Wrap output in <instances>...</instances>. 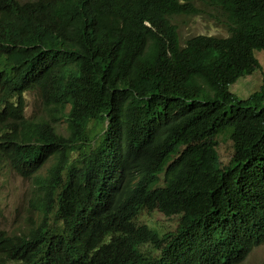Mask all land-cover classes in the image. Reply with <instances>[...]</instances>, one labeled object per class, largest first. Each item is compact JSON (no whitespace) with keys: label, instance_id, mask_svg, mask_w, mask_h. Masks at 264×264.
<instances>
[{"label":"trees","instance_id":"16d2710c","mask_svg":"<svg viewBox=\"0 0 264 264\" xmlns=\"http://www.w3.org/2000/svg\"><path fill=\"white\" fill-rule=\"evenodd\" d=\"M198 2L228 34L181 44L172 18ZM254 51L264 0H0V164L37 215L0 231V264L243 262L264 243V78L228 87ZM30 92L46 119L25 117ZM154 211L174 229L140 222Z\"/></svg>","mask_w":264,"mask_h":264},{"label":"rangeland","instance_id":"374dc122","mask_svg":"<svg viewBox=\"0 0 264 264\" xmlns=\"http://www.w3.org/2000/svg\"><path fill=\"white\" fill-rule=\"evenodd\" d=\"M28 2L33 0H18ZM198 10L196 15H178L172 18V23L177 28L178 38L182 44L188 38L195 35H208L214 37H226L225 19L218 9L195 3ZM260 68L252 74L239 78L229 85L228 89L238 99H244L260 86L264 78V52L254 51ZM26 118H47V113L42 107L37 93L25 94ZM57 130L64 133V124H58ZM219 153L222 159L229 157V143L221 142ZM31 181L14 174L7 165L0 164V231L6 234H21L37 223V215L27 206V200L31 192ZM141 223H146L152 229L162 228L173 230L176 226V218L168 219L154 211L142 213L139 216ZM3 255L0 254V258ZM240 264H264V243L254 247Z\"/></svg>","mask_w":264,"mask_h":264}]
</instances>
